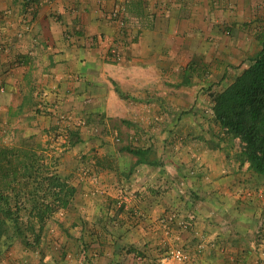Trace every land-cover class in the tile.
<instances>
[{
  "label": "rangeland",
  "instance_id": "1",
  "mask_svg": "<svg viewBox=\"0 0 264 264\" xmlns=\"http://www.w3.org/2000/svg\"><path fill=\"white\" fill-rule=\"evenodd\" d=\"M249 30L262 33L258 25ZM254 42L250 57V50L238 53L226 64L225 77L196 95L204 101L200 106L187 100L166 105L168 94L162 92L154 122L140 115L147 100L123 94L133 118L103 113L72 121L53 114L56 121L39 120L32 136H25L26 128L10 134L5 127L0 146L20 148L28 141L43 153L41 163L76 193L66 209L47 218L39 244L33 232L28 233L31 245L20 239L9 247L0 242V264H264V178L247 162L240 164V140L215 122L212 111L213 96L228 88L261 49ZM70 131L80 133V143L70 144ZM126 148L146 154L137 157ZM211 162H218L214 171L207 166ZM38 181L34 187L46 185ZM218 189L223 191L216 197ZM22 199L29 200V192ZM20 214L25 227L32 222L38 228L34 214ZM175 250L182 251L184 261L172 258Z\"/></svg>",
  "mask_w": 264,
  "mask_h": 264
},
{
  "label": "crops",
  "instance_id": "2",
  "mask_svg": "<svg viewBox=\"0 0 264 264\" xmlns=\"http://www.w3.org/2000/svg\"><path fill=\"white\" fill-rule=\"evenodd\" d=\"M115 3L0 0V133L19 127L32 136L39 120L56 121L53 114L72 121L103 113L133 118L116 84L126 97L147 100L140 115L152 122L159 119L162 92L166 105L200 106L196 95L223 79L238 53L250 50V57L264 35V0L131 1L125 30L108 19ZM256 25L262 33L249 30ZM225 27L232 36L223 34ZM119 40L122 59L114 62L109 49ZM217 163L207 164L209 170ZM214 191L218 197L223 190Z\"/></svg>",
  "mask_w": 264,
  "mask_h": 264
},
{
  "label": "trees",
  "instance_id": "3",
  "mask_svg": "<svg viewBox=\"0 0 264 264\" xmlns=\"http://www.w3.org/2000/svg\"><path fill=\"white\" fill-rule=\"evenodd\" d=\"M260 43L262 47L251 58L250 66L228 88L213 96L212 111L215 122L232 139L240 140L241 164L247 162L250 171L264 178V35ZM116 91L123 95L117 84ZM70 136L67 140L72 146L81 142L79 132L70 131ZM27 142L20 148L0 146V242L7 246L17 239L31 245L27 241L31 232L35 234L34 244H39L47 218L58 208L66 209L76 193L66 179L41 163L43 153ZM126 150L137 157L146 154L141 149ZM140 163L138 159L137 164ZM39 178L46 185L34 187ZM36 189L44 190V194ZM27 192L30 199L25 201L22 196ZM22 211L34 214L38 228L32 222L25 227Z\"/></svg>",
  "mask_w": 264,
  "mask_h": 264
},
{
  "label": "built area",
  "instance_id": "4",
  "mask_svg": "<svg viewBox=\"0 0 264 264\" xmlns=\"http://www.w3.org/2000/svg\"><path fill=\"white\" fill-rule=\"evenodd\" d=\"M79 1H83V0H79ZM131 1L138 2L142 0H116L113 10L109 13V17H108L109 21L111 23L116 24L122 30H125L127 28V24H128L127 18H126L127 5ZM28 18L29 17L27 15H25L23 18V24H24L25 31H29L30 29V26H29L30 21ZM120 42L121 41L119 40L113 43V45L109 49V58H111L114 62H119L122 59V52H121L122 43ZM0 89L4 90V87L1 85ZM171 255L174 260H177L179 262L184 261L186 258L181 250L172 251Z\"/></svg>",
  "mask_w": 264,
  "mask_h": 264
}]
</instances>
